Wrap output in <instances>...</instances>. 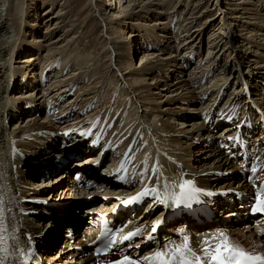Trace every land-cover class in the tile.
I'll return each mask as SVG.
<instances>
[{
    "label": "bare ground",
    "instance_id": "1",
    "mask_svg": "<svg viewBox=\"0 0 264 264\" xmlns=\"http://www.w3.org/2000/svg\"><path fill=\"white\" fill-rule=\"evenodd\" d=\"M166 1L167 8L165 1L158 0H107L95 7V19L102 26L99 42L103 46V58L94 62L90 56L82 57L76 49L69 48L77 35H70L75 25L66 19L68 11L62 15L49 6L37 17L32 8L39 6V0H27L26 18L21 21L23 2L0 0V264H24L23 255L30 242L34 255L42 252L46 264H103L106 259L117 262L124 260L123 252L141 264H159L154 254L163 251L170 255L168 250L182 245L185 237L197 255L203 256L206 243L215 249L221 242L220 233L229 237L230 245L264 256V211L257 210L264 208L259 203L264 201V194L258 198V206L249 210L247 205L251 199L244 201L243 195L226 192L251 194L256 176L258 184L264 178V18H261L264 5L255 0H215L213 6L207 4L199 10L202 0H193L191 7L188 3L191 0ZM129 9L141 22H132L135 26H129L130 21L120 25L122 19L130 20ZM160 16H165L163 21H158ZM41 19V24H45L42 35L30 36L31 40L24 39L20 45L21 54L31 55L14 60L12 31L16 33L22 28V37H29L25 32H34ZM148 21L153 22L146 25ZM67 23L62 34L49 37ZM212 26L204 37V31ZM131 27L137 30L138 36ZM116 34L121 39H116ZM204 48L206 54L196 57V63L186 71L192 58ZM168 49L170 53L164 54ZM73 52L77 53L75 69L70 70L74 73L58 79L63 70L68 69L66 74L72 68L67 65L71 56L62 58ZM53 55L59 56L48 62ZM135 56H138L137 66L132 60ZM23 64L31 69L35 85L30 79L27 82L30 84H26L28 75L22 70L26 67ZM35 64L43 67L34 71ZM38 74L41 81L37 80ZM88 75L84 92L69 99L74 85ZM204 80L207 83L200 87L199 82ZM32 97L37 100L33 101ZM30 101L34 104L31 109ZM227 104H234L241 113L236 111L223 120ZM186 105L194 108L182 114ZM244 110L252 114L253 125L241 126V130L245 135H252L249 139L256 143L251 147L256 150L259 168L249 180L235 177L239 168L234 160H239V166L244 160L239 150L229 143L236 134L234 130L244 122ZM31 111L34 118L22 126L17 120ZM40 114L45 120H38ZM59 114L65 117L59 128H49L39 138L23 139L29 135L30 131H26L29 127L37 133L41 127L51 126L50 119H58ZM190 118L192 123H188ZM101 146L108 149L113 160L122 159L125 171L120 184L117 179L109 180L95 172L99 163L103 169L110 160V155L105 154L95 163ZM56 156H62L63 160L56 161ZM71 157L74 160L64 167L69 174L71 164L76 162L74 171L86 176L92 170L88 178L104 183L106 188L101 189L99 184L78 201L72 199L78 194L67 195L71 192L68 188L76 189L73 176H64L63 169L53 179L50 177ZM46 174L49 181L46 178L42 185L36 177L45 178ZM183 178L219 193L210 203L198 201L190 210L194 217L182 213L178 218L173 213L172 203L174 197H179V185L185 183ZM52 180L59 186H49ZM163 181L166 184L161 185ZM40 185L44 187L38 189ZM164 188L165 207L158 204L159 189ZM120 192L122 197L137 193L138 199L117 204L122 199L115 194ZM220 192L226 193L225 197ZM48 194L52 196L42 197L47 204L34 201L39 199L38 195ZM63 194H66L64 198ZM95 194L102 195L98 203ZM86 204L89 205L80 215L79 208ZM114 204L117 205L110 213L112 223L116 220L120 223L124 216L130 219L121 233H128V229L136 226L141 231L123 248L119 247L120 251L113 248L112 253L94 258L85 249L95 238V220H99L102 212L107 215ZM45 211L47 214H41ZM155 222L159 223L152 241L148 236ZM183 223L194 236L176 239L168 248ZM81 224L88 228L78 235ZM63 226L77 236L76 243L63 239ZM212 226L227 229L207 239L195 236L196 232ZM61 237L60 247L57 245ZM50 251L54 252L52 256ZM187 259L194 261L195 257L189 255Z\"/></svg>",
    "mask_w": 264,
    "mask_h": 264
},
{
    "label": "rangeland",
    "instance_id": "2",
    "mask_svg": "<svg viewBox=\"0 0 264 264\" xmlns=\"http://www.w3.org/2000/svg\"><path fill=\"white\" fill-rule=\"evenodd\" d=\"M26 1L27 0H19V2H23V9H24V14H23V16H22V19H21V21H23L25 18H26V7H27V4H25L26 3ZM104 1H107V0H98V1H94V0H92V2H90V0H39V6H37L35 9H34V7H33V4H31L32 5V9L34 10V11H36L37 12V17H40L41 16V13L42 12H44V10H46V8H48L49 6V8L50 9H52V8H54V10L55 11H57V12H60V13H62V15H64V12L65 11H68V15L66 16V19H68L69 18V20H71V21H73L74 22V25H75V27H74V29L71 31V33H70V35H72V34H76L77 35V37L75 38V41L72 43V44H70L69 46V48L70 49H76V51L77 52H79L78 54H80V55H82V57L83 56H90V58H92V60L94 61V62H99V61H101V59L103 58L102 57V52H103V46H102V44L99 42L100 40H99V36L101 35V28H102V26H101V23L100 22H98V20L97 19H95V16H94V13H93V11H94V9H95V7H97L101 2H104ZM160 3H163L164 1H165V3H164V6H165V8H167V6H169V4L167 3V1L166 0H158ZM169 1H178V3L180 2V0H169ZM255 1H257L259 4H262V5H264V2L262 1V0H255ZM194 1L193 0H191L190 2L188 1V3H189V7H191V4L193 3ZM221 1H219L218 2V5H219V3H220ZM31 3H33L32 1H31ZM63 3V4H62ZM214 3H215V0H202V3H201V5H200V7H199V10H201V9H203V7L204 6H206L207 4H208V6L209 7H211V6H213L214 5ZM65 4V5H64ZM212 4V5H211ZM51 6H52V8H51ZM117 6V5H116ZM218 8H219V6H217ZM12 8V7H11ZM61 8H64L63 10H61ZM214 8V7H213ZM210 9H212V8H210ZM263 9V10H262ZM262 12H264V6L262 7ZM53 10V9H52ZM128 13H129V15H127V18H130V20H127V19H122L123 20V22L122 23H120V25H122V24H128V22L130 21L131 22V24H129V26H135L134 24H132V22H134V23H137L138 21H140L141 22V18H139V17H137L136 18V16H135V13H134V11H131L130 9L128 10ZM133 13V14H132ZM263 15H262V17L261 18H264V13H262ZM11 15H14V17H16L17 16V14L15 13H13V14H11ZM207 15V14H206ZM165 16H160V18L158 19V21H163V18H164ZM188 17V16H187ZM28 18V17H27ZM157 19V18H156ZM162 19V20H161ZM30 20V19H29ZM134 20V21H133ZM43 20L41 19L40 20V22L37 24V26H36V30L34 31V32H32L31 34H30V32H28V31H26L25 33L27 34V33H29V34H27V35H29V37H27V36H24V37H22V28H20V30H19V32L17 31L16 33H14L13 31H12V34H14L15 35V39H14V46H13V59L15 60V59H22V58H24L25 56H27V55H31V53H23V54H21V49H20V45L22 46V44H23V42H22V40H24V41H29V40H31V37H33L34 38V36H40V35H42L41 34V32L44 30L43 28L45 27V24H41V22H42ZM143 22V21H142ZM153 21H148L147 23H146V25H150L151 23H152ZM67 25H69V23H67V24H65V25H63V26H59L57 29H56V31L51 35V36H49L50 38H55V37H57L59 34H62L63 33V31H64V28L65 27H67ZM146 27H148V26H146ZM214 26H212V27H210L209 29H207L206 31H204V33H203V36L204 37H206L208 34H209V32L212 30L211 28H213ZM119 28H121V27H118V29ZM252 28V27H251ZM131 29H134L133 27H131ZM134 30H136V29H134ZM133 30V31H134ZM135 32V31H134ZM120 33H122V32H120ZM139 35V33H137V30H136V35L135 36H138ZM31 36V37H30ZM116 36V39H121V36H119L118 34H116L115 35ZM169 50V49H168ZM205 48L202 50V51H200L198 54H197V56H194L193 58H194V60L192 59L191 60V62H190V64L186 67V71H188L189 69H191V67H192V65L193 64H195L196 63V57H198V56H204L206 53H205ZM247 51V50H246ZM171 52H173V50L171 51ZM168 53H170V50L169 51H165L164 52V54H168ZM59 56V55H58ZM58 56H55V55H53V56H50L48 59V62H51V61H53V60H55ZM68 56H71V61L67 64L68 66H70L71 65V67L72 68H70L69 69V71L65 74V71H67V70H63L62 71V73H60V77L58 78V79H60V78H64V77H68V76H70V75H72L73 73H74V70L73 71H70L71 69H75V65H74V57L75 56H77V53H75V52H73V53H70L69 55H67V56H64V58H62V59H65L66 57H68ZM161 57H162V55H160ZM42 59V58H41ZM41 59L39 60L40 62L39 63H41ZM137 59H138V56H135L132 60H133V64H134V66H137L138 65V61H137ZM137 61V62H136ZM193 61V62H192ZM193 63V64H192ZM23 66H26V67H24V68H22V70H24L25 72H26V75H28V76H26V84L28 85V84H30V82L29 83H27L28 82V79H30V81H31V84L33 85H35L36 84V79H34V78H32L31 77V75H30V71H31V69H28V65H26V64H23ZM38 67H40V65L38 66V65H36L35 64V66L33 67V70L35 71V70H38L39 68ZM43 66L41 65V67H40V69L42 68ZM243 72H244V70H245V68H242L241 69ZM53 73V72H52ZM84 73V72H83ZM76 75H78V74H76ZM51 76V75H50ZM20 76H18V78H19ZM211 77V76H210ZM210 77H209V79H208V81H210ZM18 78H17V82H18ZM89 75L88 76H84V77H82L80 80H79V82L77 83V84H75L74 85V91H73V94H71V97L69 98V99H72V98H74L73 96H76L79 92H84V89L86 88V83L88 84V81H89ZM21 79V78H20ZM244 79H247V76L244 78ZM56 80V79H55ZM83 80V81H82ZM203 83H207L205 80H204V82L203 81H201V82H199V86L201 87L202 86V84ZM40 85H41V83H40ZM76 86V87H75ZM85 86V87H84ZM77 87H78V89H77ZM80 87H82V88H80ZM251 87V86H250ZM76 89V90H75ZM80 90V91H79ZM18 92H20V90H18ZM250 93V92H249ZM258 93H259V91H258ZM250 94H252V93H250ZM251 96H253V95H251ZM33 101H36L37 100V98H35V97H32L31 98ZM28 104H30V109H31V105L32 106H34V104H33V102L32 101H30ZM36 104V103H35ZM64 104H65V102H64ZM186 108L185 109H182V114L184 113V112H190L189 110L190 109H192V108H194V107H189V105H186L185 106ZM190 108V109H189ZM33 111V110H32ZM32 111L31 112H25V113H23V116L22 117H20L17 121H20L21 122V125L23 126V125H25L26 124V121H28V120H30V119H32V118H34L33 116H34V114L33 115H31L32 114ZM195 112V111H194ZM191 114V113H190ZM36 116V115H35ZM196 119H198V117L196 116ZM38 120L39 121H41V120H45V118L43 117V114H40L39 116H38ZM50 120H53V124L51 125V126H46V127H41V129H39L38 131L39 132H37V133H35V132H33V131H35V130H32V127H29L26 131H30L29 133H27V134H29L28 136H25L23 139L25 140V138L26 139H30V138H33V137H37V138H39L38 136H45V134L47 133L46 131H48V129L50 128H53V127H55L56 126V128H59L61 125V123H63L64 122V120H65V117H64V115H62V114H59V116H58V119L57 118H54V119H50ZM188 123H192V119L190 118V119H188ZM80 124V123H79ZM78 124V125H79ZM28 125V124H27ZM176 125V124H175ZM176 127H177V125H176ZM175 127V128H176ZM221 127V126H220ZM27 127H25V128H23V129H26ZM11 129V128H10ZM59 131V130H58ZM217 131H219V130H215V132H217ZM49 151V150H48ZM193 157V156H192ZM191 157V158H192ZM36 158V157H35ZM38 158V157H37ZM238 159H240V158H238ZM70 163H67V165H69ZM107 165V167L109 166V164L107 163L106 164ZM106 165L104 166L105 168H106ZM99 167H101V166H99ZM99 167H98V170H96V173L99 171ZM103 167V168H104ZM21 169V168H20ZM62 169L63 168H61L60 170H58V171H56V172H54L52 175H51V177H50V179H53L59 172H61L62 171ZM75 170V168L73 167L72 169H71V174H72V172ZM235 177L236 178H239V175L238 174H235ZM36 179H38V177H36ZM48 181H49V179H48ZM149 182V181H148ZM50 184H49V186H55V188L57 187V186H59V184H58V182H53V180H52V182H49ZM164 185V184H166V181H163L162 183H161V185ZM146 185H149L148 183L147 184H145V186H144V188H146ZM65 186V185H64ZM118 186V185H117ZM154 187V186H153ZM49 188V187H48ZM69 190H71V192H69V193H67V195H70V196H72V195H75V194H77V193H75L74 191H75V188L72 190V189H70V188H68ZM42 190H46V189H42ZM171 192L172 193H174V189L173 190H171ZM37 192H35V194H36ZM53 194V193H52ZM52 194H48V195H38V197L37 198H42V197H45V196H52ZM62 196V198H64L65 196H66V194L64 195H61ZM77 196H79V197H77ZM76 197H73L72 199H74L75 201H78L77 199H80V198H84L85 196L83 195V194H81V195H77ZM93 196H96L97 198V203L100 201V198H102V195H100V194H95V195H93ZM86 198V197H85ZM103 200H105V199H103ZM106 200H108V199H106ZM74 201V202H75ZM102 201V200H101ZM87 203H89V201L87 202ZM71 204H75V203H73V201L71 202ZM57 206H59L60 205V203H59V201H57V204H56ZM87 205H89V204H86L85 206H83V207H81V208H79V211H81L80 212V215H83V214H81V213H83V211H84V209H86L85 207L87 206ZM44 215V214H43ZM259 214L257 213L256 214V216H254V217H252V218H255V217H257ZM125 218V216L122 218V219H124ZM84 221H86V218L84 219ZM117 221L118 220H116L114 223H117ZM238 221V220H237ZM83 224H85V222L83 223ZM83 224H81L80 226H79V228L77 229L78 230V233H80V234H78V235H81L82 234V232H85V231H87L86 230V228H88V227H84L83 226ZM67 225V224H66ZM66 225H64V226H66ZM63 226V227H64ZM65 228V227H64ZM85 228V229H84ZM61 231L63 232V229H61ZM62 237H63V235H62ZM62 237H61V239L58 241V245L57 246H60L61 244H62ZM78 238L76 237V240H77ZM75 240V241H76ZM39 241V240H38ZM77 242V241H76ZM76 242H74V243H76ZM62 246V245H61ZM60 246V247H61ZM37 247V246H36ZM60 247H58V249L60 248ZM39 248H40V246H39ZM56 248V247H55ZM92 246H87L86 247V249L85 250H88V251H91L92 250ZM57 249V250H58ZM56 250V251H57ZM51 252L52 251H50L49 253L51 254ZM49 253H47V254H49ZM54 253V252H53ZM53 253L51 254V256L53 255ZM40 254H43L42 252L40 253ZM47 256V255H46ZM110 258V257H109ZM108 258V259H109ZM107 260V259H106ZM105 260V261H106ZM42 261V260H41ZM104 262V261H103Z\"/></svg>",
    "mask_w": 264,
    "mask_h": 264
},
{
    "label": "snow or ice",
    "instance_id": "3",
    "mask_svg": "<svg viewBox=\"0 0 264 264\" xmlns=\"http://www.w3.org/2000/svg\"><path fill=\"white\" fill-rule=\"evenodd\" d=\"M191 181H186L180 185L181 194L185 197L189 195V192L186 189H190L191 192L198 191V189L191 188ZM147 193H143L142 195H146ZM134 199V198H133ZM130 201H125L128 203ZM179 197L176 199V203H182ZM260 204H264V201H260ZM258 211H264V208H257ZM159 223V222H157ZM141 231V229H137L135 232L128 233L123 237V241L131 240L137 232ZM156 229L153 227V232ZM219 239L221 242L215 246L213 249L210 245H207L204 248L203 256L196 255L189 246V240L185 237L184 243L182 245L175 246L169 249L170 255H166L165 252H157L154 254L155 258L159 259V264H264V256H253L246 251L239 249L238 247H234L228 243L229 237L224 235L223 233L219 234ZM151 239V237H149ZM111 243H115V241H111L107 247L111 246ZM191 255L195 257V260H189L187 257ZM128 257H124L123 261H117L115 264H125L128 261Z\"/></svg>",
    "mask_w": 264,
    "mask_h": 264
},
{
    "label": "trees",
    "instance_id": "4",
    "mask_svg": "<svg viewBox=\"0 0 264 264\" xmlns=\"http://www.w3.org/2000/svg\"><path fill=\"white\" fill-rule=\"evenodd\" d=\"M63 228V227H62Z\"/></svg>",
    "mask_w": 264,
    "mask_h": 264
}]
</instances>
